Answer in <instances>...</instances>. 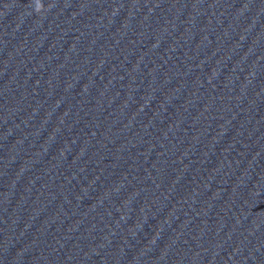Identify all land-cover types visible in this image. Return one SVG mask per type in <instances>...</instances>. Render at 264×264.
I'll return each mask as SVG.
<instances>
[{"label":"water","instance_id":"obj_1","mask_svg":"<svg viewBox=\"0 0 264 264\" xmlns=\"http://www.w3.org/2000/svg\"><path fill=\"white\" fill-rule=\"evenodd\" d=\"M141 264H264V192L204 223Z\"/></svg>","mask_w":264,"mask_h":264},{"label":"clouds","instance_id":"obj_2","mask_svg":"<svg viewBox=\"0 0 264 264\" xmlns=\"http://www.w3.org/2000/svg\"><path fill=\"white\" fill-rule=\"evenodd\" d=\"M44 8L42 0H35L34 9L37 13L41 12Z\"/></svg>","mask_w":264,"mask_h":264}]
</instances>
